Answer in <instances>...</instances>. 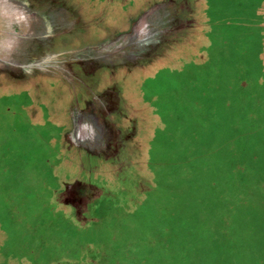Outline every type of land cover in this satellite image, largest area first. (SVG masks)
Listing matches in <instances>:
<instances>
[{
  "label": "rangeland",
  "instance_id": "obj_1",
  "mask_svg": "<svg viewBox=\"0 0 264 264\" xmlns=\"http://www.w3.org/2000/svg\"><path fill=\"white\" fill-rule=\"evenodd\" d=\"M0 264H264V0H0Z\"/></svg>",
  "mask_w": 264,
  "mask_h": 264
}]
</instances>
